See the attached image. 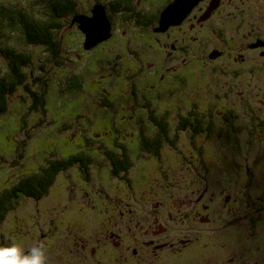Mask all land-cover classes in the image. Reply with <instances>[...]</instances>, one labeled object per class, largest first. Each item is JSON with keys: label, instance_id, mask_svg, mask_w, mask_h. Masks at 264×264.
I'll return each mask as SVG.
<instances>
[{"label": "rangeland", "instance_id": "374dc122", "mask_svg": "<svg viewBox=\"0 0 264 264\" xmlns=\"http://www.w3.org/2000/svg\"><path fill=\"white\" fill-rule=\"evenodd\" d=\"M108 1L76 0L78 13L91 16L93 4ZM0 4L46 17L42 0ZM120 16L114 13L111 36L90 49L62 19L58 57L24 43L17 29H2L1 45L30 54L27 84L43 102L23 86L8 96L0 193L51 159L83 151L91 162L87 174L74 166L59 172L42 197L14 198L0 222V246L43 242L49 264H157L161 254L145 240L162 224L175 246L162 264H264V59L242 48L246 33L237 28L216 41L215 31L203 39L195 27L193 45L178 55L168 51L172 37ZM215 44L230 54L209 58ZM243 54L250 63L239 60ZM190 111L200 118L195 133L194 115L181 124ZM151 116L166 123L170 140L158 156L142 149L143 137L158 131ZM122 147L131 166L115 176L104 152Z\"/></svg>", "mask_w": 264, "mask_h": 264}, {"label": "trees", "instance_id": "16d2710c", "mask_svg": "<svg viewBox=\"0 0 264 264\" xmlns=\"http://www.w3.org/2000/svg\"><path fill=\"white\" fill-rule=\"evenodd\" d=\"M46 9V17L39 13L31 14L25 9L13 8L0 4V43L2 39V29H17L23 42L29 45L42 46L46 52L52 57H58L60 54V40L56 39L55 33L61 28V20L68 19L69 26H76L78 23L75 17L86 15L78 13V4L76 0H42ZM128 1L113 0L108 2L109 11L106 12L107 17L112 20L111 15L118 12L120 8L129 9ZM124 3V5H122ZM95 4H93L94 6ZM92 6V7H93ZM105 9V7H104ZM88 16V15H86ZM0 58L7 62V72L4 75L0 74V113H5L8 105V96L13 93L18 86H23L26 91L36 97V101L43 102L42 96L35 94L27 84V75L25 68L31 63V56L24 51H17L11 46L0 44ZM77 84L81 82L79 76H74ZM196 113V112H195ZM197 114V113H196ZM190 111L188 116L182 117L181 120L185 125L190 123L189 117L195 116L193 133L200 131V118ZM153 122L157 125L158 131L152 138L143 137V151H151L156 156L159 155L160 147H162L164 139L170 141L167 136V126L161 120L151 116ZM181 125L180 128H183ZM191 125V124H188ZM163 140V141H162ZM110 160L112 168L111 173L119 176L120 173L126 174L131 163L127 156L125 148H121L120 153L116 154L112 151L104 152ZM91 162L89 154L83 151L72 153L61 159H51L45 165H42L36 173H30L21 177L16 183L0 193V222L3 220L4 214L9 207L12 206L14 198L20 195L27 197L38 198L45 195L56 175L68 169L73 164H80V171L88 172V166ZM15 204V203H14ZM14 206V205H13Z\"/></svg>", "mask_w": 264, "mask_h": 264}, {"label": "flooded vegetation", "instance_id": "af4514ba", "mask_svg": "<svg viewBox=\"0 0 264 264\" xmlns=\"http://www.w3.org/2000/svg\"><path fill=\"white\" fill-rule=\"evenodd\" d=\"M110 1L113 0H109L108 2L110 3ZM125 1H128L126 3H128L130 8L126 9L125 4L116 14L118 15L120 13V17L124 21H135V23L148 26L155 34L165 36L166 38L172 37L169 42H167V38V44L165 42L171 54L177 53L179 55L181 51H188L191 48L193 39L190 40L189 35L195 27H199L196 35L203 39H206L208 36L205 32L212 29V31H215L214 36L217 38L216 41L219 39L225 41L227 38H233L234 36L228 29L237 28L246 33L245 46H242V48L248 49L259 59H264V0H123V2ZM108 2H102V5L105 7V13L109 11ZM172 3L175 5L173 9L175 16L165 18L166 15L164 14ZM122 5H124V3ZM149 5L150 7H146ZM111 17L112 20L108 17L107 19L112 31V25L114 26V15H111ZM161 20L162 24L160 25ZM215 24H217L218 27H215ZM223 26H226L227 32L221 29ZM232 41H230L229 44ZM236 41L238 42L239 38H237ZM165 44L164 46H166ZM216 45L217 44L213 45L212 50L208 53L209 58L212 59L213 54L216 57L230 54V52L219 49ZM239 60L244 61V65L250 63L249 59L244 54L243 57L240 56ZM251 67L256 68L254 66ZM131 93L135 94L134 91ZM73 166L80 170V164L75 163ZM199 195L198 199L200 200L202 208L209 209L210 203H202L204 193ZM103 196H106V193H103ZM230 196L231 193L225 196L227 199L225 202L229 201ZM215 197L216 196H213V200H215ZM110 202L113 204L111 199ZM121 214H123V212L120 211V215ZM197 215L202 221L207 222L209 220L208 217L204 216L203 212L199 211ZM165 229L166 227L160 224L157 229L152 231L153 237L145 240L147 247L153 250V255L156 256L161 254V257L156 259L155 263L157 264H162L161 261H163V258L172 256L174 253V242L172 243V241H168L164 238ZM160 235L161 240L159 238ZM109 239L115 242L110 237ZM106 242L108 241L106 240ZM169 250H171V253H169ZM138 252L139 250L134 247L133 253L137 254Z\"/></svg>", "mask_w": 264, "mask_h": 264}, {"label": "water", "instance_id": "95a60500", "mask_svg": "<svg viewBox=\"0 0 264 264\" xmlns=\"http://www.w3.org/2000/svg\"><path fill=\"white\" fill-rule=\"evenodd\" d=\"M174 7L175 5L173 3L168 7L167 12L164 14L166 15L165 18L175 16L173 11ZM91 14V16L79 15L74 19L78 23V28L85 36L83 42V47L85 49L92 48L96 43L109 38L111 35V26L107 19L104 6L101 4H95L91 9ZM160 24H162V20ZM213 57H215L214 54Z\"/></svg>", "mask_w": 264, "mask_h": 264}, {"label": "clouds", "instance_id": "9594fccd", "mask_svg": "<svg viewBox=\"0 0 264 264\" xmlns=\"http://www.w3.org/2000/svg\"><path fill=\"white\" fill-rule=\"evenodd\" d=\"M48 247L43 242H37L30 247L12 241L0 246V264H49Z\"/></svg>", "mask_w": 264, "mask_h": 264}]
</instances>
